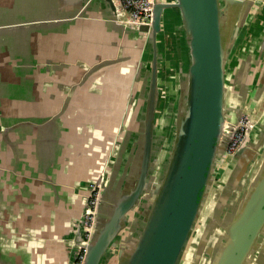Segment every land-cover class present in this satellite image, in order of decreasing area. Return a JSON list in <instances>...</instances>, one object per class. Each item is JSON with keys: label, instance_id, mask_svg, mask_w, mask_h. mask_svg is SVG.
<instances>
[{"label": "water", "instance_id": "obj_1", "mask_svg": "<svg viewBox=\"0 0 264 264\" xmlns=\"http://www.w3.org/2000/svg\"><path fill=\"white\" fill-rule=\"evenodd\" d=\"M97 1L109 6L115 23L141 35L140 52L143 56L148 52L151 58L146 60L149 70L143 85L139 164L134 177L112 187L116 177L107 156L96 177L80 191L82 211L72 264L81 248L85 249L81 264H104L110 256L116 264H264V123L253 117L247 139L228 154L234 126L242 113L250 112L245 103L234 115L226 109V64L260 0H153L151 21L141 24L121 21L119 0H75V15L74 11L52 13L21 23L8 16L11 10H1L0 94L5 76L15 82L25 67L53 64L52 59L39 62L32 57L37 55V33L46 31L47 48L58 47L50 28L81 18ZM168 9L176 14L166 13ZM170 38L179 57L183 44L190 59L185 73H174L176 82L167 91L161 121L166 136L158 134L156 140L158 146L162 142L168 158L159 182L152 184L151 168L161 166L152 150L162 59L159 42L166 44ZM143 62L132 67L141 68ZM259 80L264 84V64ZM3 108L0 105L1 114ZM32 108L31 115L52 116L45 108L38 114L37 107ZM0 118L2 158L3 146L14 133L8 126L1 128L6 122ZM96 187L93 228L84 241L82 223ZM136 215L139 221L133 220Z\"/></svg>", "mask_w": 264, "mask_h": 264}, {"label": "crops", "instance_id": "obj_2", "mask_svg": "<svg viewBox=\"0 0 264 264\" xmlns=\"http://www.w3.org/2000/svg\"><path fill=\"white\" fill-rule=\"evenodd\" d=\"M77 9L75 0H0V11L11 10L8 16L16 23L52 13L74 11L75 15ZM253 9L226 64V109L234 115L245 103L261 124L264 0ZM68 22L50 28L60 42L58 47L47 48L46 31L37 33V55L32 57L39 62L52 59L53 64L25 67L19 81L5 76L2 82L0 117L6 124L1 128L8 126L14 135L7 138L0 157V264H72L82 211L80 191L96 177L107 156L116 177L112 187L134 177L139 164L143 85L149 70L146 60L151 58L148 52L144 56L140 52L141 35L115 23L102 1L90 4L81 18ZM159 46L162 59L152 150L161 166L151 168L152 184L159 182L168 158L162 142L158 146L156 140L158 134L166 136L161 121L167 91L176 82L174 73H185L190 59L183 44L179 57L171 38ZM141 59L143 66L133 68ZM32 107H37V114L45 108L53 117L31 115ZM133 220L139 221L140 216ZM104 264H116L115 257H108Z\"/></svg>", "mask_w": 264, "mask_h": 264}, {"label": "built area", "instance_id": "obj_3", "mask_svg": "<svg viewBox=\"0 0 264 264\" xmlns=\"http://www.w3.org/2000/svg\"><path fill=\"white\" fill-rule=\"evenodd\" d=\"M120 1V19L126 24L150 23L153 14V0H119ZM254 126L253 116L244 112L241 114L238 122L234 126L233 134L227 145V153L233 154L238 147L247 139L249 131ZM99 188L96 187L88 200L89 210L85 214L82 227L84 241L88 240L93 228L95 204ZM85 249L81 248L78 253L76 264H81L84 257Z\"/></svg>", "mask_w": 264, "mask_h": 264}]
</instances>
